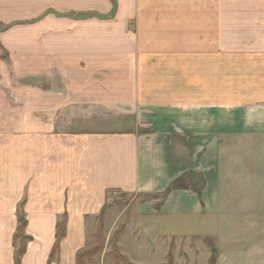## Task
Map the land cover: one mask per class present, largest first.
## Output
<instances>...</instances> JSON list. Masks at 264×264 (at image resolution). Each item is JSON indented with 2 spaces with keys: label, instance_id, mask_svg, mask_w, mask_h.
<instances>
[{
  "label": "crops",
  "instance_id": "crops-1",
  "mask_svg": "<svg viewBox=\"0 0 264 264\" xmlns=\"http://www.w3.org/2000/svg\"><path fill=\"white\" fill-rule=\"evenodd\" d=\"M189 174L201 196L138 201L132 220L203 222L217 264H264V0H0V264L21 212L22 264H49L65 215L52 264H76L109 192Z\"/></svg>",
  "mask_w": 264,
  "mask_h": 264
},
{
  "label": "trees",
  "instance_id": "trees-1",
  "mask_svg": "<svg viewBox=\"0 0 264 264\" xmlns=\"http://www.w3.org/2000/svg\"><path fill=\"white\" fill-rule=\"evenodd\" d=\"M205 188V181L202 178H195V174H189L181 177L180 179L176 180L169 189L160 195H138L137 197H132L133 201L132 204L124 205V203L119 204V206L124 207L127 206L126 210V219L123 223H120L119 227L114 231L112 237L107 241V234H106V220L107 215L112 208L110 202L107 203L100 214L95 217V232L93 234L94 242L90 246H86L82 248L76 256V264H98V259L112 260L113 264H137L134 263L127 255L123 254V248L120 245V240L127 232L128 223L132 219V211L134 204L138 201L140 203L148 202V201H155L160 200V203L156 206L157 210L160 209V206L163 202L167 199L168 195L175 190H191L201 196L203 190ZM119 193L117 191H111L108 193V197L111 195ZM127 196V195H124ZM89 220V218L87 219ZM18 228L14 236V245L16 247L14 253V261L15 264H22V259L25 253L27 252V247L29 242L33 239L26 234L27 228V219L23 212L19 213L18 217ZM67 225H68V216H63L57 223L56 228V241L54 247L52 249L49 264L55 263L60 256L61 252V244L63 240L67 237ZM199 239V238H198ZM196 240V238H195ZM204 244L207 246L210 252V258L208 260V264H217L218 257H219V250L216 244L210 238H202ZM111 246L109 251H106L108 247ZM175 243L172 242L170 245L169 252L167 254V260L164 264H175Z\"/></svg>",
  "mask_w": 264,
  "mask_h": 264
},
{
  "label": "rangeland",
  "instance_id": "rangeland-1",
  "mask_svg": "<svg viewBox=\"0 0 264 264\" xmlns=\"http://www.w3.org/2000/svg\"><path fill=\"white\" fill-rule=\"evenodd\" d=\"M87 129L89 125H87ZM132 197L129 195L124 196L122 193H116L111 195L110 204L112 208L109 211V216L106 220V234L107 241L112 237L110 230L112 226H116L117 229L120 223H123L126 219V210L127 206L121 207L119 204L124 203V205L132 204ZM136 204H134L132 211V218L135 215ZM132 220V219H131ZM155 225L152 223L150 225L151 229L145 230L143 223L137 217L130 221L127 226V246L126 254L132 257L134 262L139 264H163L167 260V254L170 249V245L172 242L175 243V261L176 264H203L205 262L208 254L206 252L207 246L195 238L192 239L193 235L200 234L204 235L206 232V228L202 227V223L197 229L187 230L185 227L179 228L174 222L171 220L165 219L156 221ZM95 218L86 220V241L85 246H90L94 242L93 234L95 232ZM157 224H159V228H157ZM181 234L183 237H180ZM140 238V244L137 245L138 248L134 247L131 244L130 239L135 237ZM191 238H190V237ZM164 237V239L162 238ZM186 237V238H184ZM188 237V238H187ZM155 242L158 244L156 245ZM121 243V240H120ZM121 245V244H120ZM155 247V252H151L149 249ZM111 246L106 249L109 251ZM124 254V252H123ZM98 264H113L112 260L106 259H98ZM208 264V262H207Z\"/></svg>",
  "mask_w": 264,
  "mask_h": 264
}]
</instances>
